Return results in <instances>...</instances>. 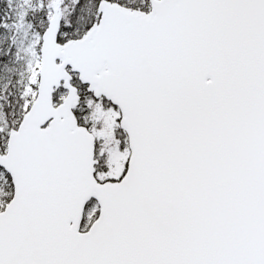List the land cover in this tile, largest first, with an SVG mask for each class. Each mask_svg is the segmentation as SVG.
<instances>
[{
    "label": "snow or ice",
    "instance_id": "snow-or-ice-1",
    "mask_svg": "<svg viewBox=\"0 0 264 264\" xmlns=\"http://www.w3.org/2000/svg\"><path fill=\"white\" fill-rule=\"evenodd\" d=\"M0 264H264V0H0Z\"/></svg>",
    "mask_w": 264,
    "mask_h": 264
}]
</instances>
